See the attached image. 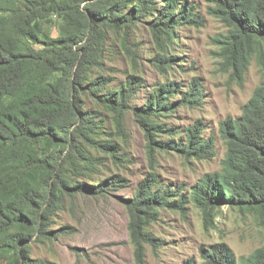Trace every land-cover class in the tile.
<instances>
[{
  "label": "trees",
  "instance_id": "1",
  "mask_svg": "<svg viewBox=\"0 0 264 264\" xmlns=\"http://www.w3.org/2000/svg\"><path fill=\"white\" fill-rule=\"evenodd\" d=\"M207 1L210 15L226 29L210 39L219 70L241 85L254 60L264 76V0ZM139 24L153 42L151 64L164 75L176 59L175 31L201 20L192 5L179 0H162L159 7L156 0H0V261L5 264H54L32 259L31 247L66 233L50 227L67 201L126 187L120 175L92 184L78 179L107 161H121L117 140L128 137L127 111L144 132L150 156L169 148L185 158L214 156L213 136L201 138L200 122L185 129L184 140L162 139L173 135L160 122L163 116L201 106L196 80L185 90L173 81L156 84L142 106L130 107L143 78L131 74L113 87V78L103 74L109 36L137 72L140 43L131 35ZM219 134L226 147L221 168L198 181L190 201L205 227H213L223 205L252 215L264 229V82L239 117L219 123ZM156 183L148 176L126 202L137 264H144L145 245L159 247L147 230L159 210L183 212L190 203ZM199 257L201 264H264V246L236 258L227 244L218 243L201 248Z\"/></svg>",
  "mask_w": 264,
  "mask_h": 264
},
{
  "label": "rangeland",
  "instance_id": "2",
  "mask_svg": "<svg viewBox=\"0 0 264 264\" xmlns=\"http://www.w3.org/2000/svg\"><path fill=\"white\" fill-rule=\"evenodd\" d=\"M179 1L193 6L201 24L181 26L175 31L179 42L173 46L172 54L176 59L171 70L162 75L154 69L151 64L155 52L153 42L146 26L139 24L131 35L132 42L140 43L137 72H133L119 42L109 36L103 54V74L113 78V87L123 83L131 74L143 78L142 88L130 101V107L142 106L156 84L173 81L185 90L196 80L203 93L201 106L178 108L171 115L163 116L160 122L170 128L173 135H163L162 139L173 138L175 143L184 140L185 129L200 122L204 128L201 138L206 140L213 136L214 156L207 160L185 158L170 148L166 152L154 151L150 156L144 132L127 111L125 127L128 137L117 140L121 147V161L117 164L107 161L98 172L78 179L92 184L96 180L120 175L126 179V187L105 197L78 195L67 201L66 207L52 219L50 227L51 230L65 228L66 233L52 242L33 243L32 259L54 264H137L126 202L132 198L139 183L150 175L156 177V185L178 191L190 203L183 212L160 209L156 219L147 225L153 238L159 240V247L152 250L145 245L144 264H185L187 261L201 264L199 250L218 243L227 244L236 258L248 256L264 246V229L258 226L252 215L222 205L216 210L213 227H205L199 209L190 201L192 189L198 181L205 174L221 168L226 147L219 134V123L226 117L241 115L242 107L264 82L263 72L253 60L241 85L230 82L228 74L219 70V60L214 55L218 49L210 41L212 37L225 33L226 29L210 15L207 0ZM156 4L159 7L162 0H156ZM110 131L109 126L107 132ZM0 264H5L4 260Z\"/></svg>",
  "mask_w": 264,
  "mask_h": 264
}]
</instances>
